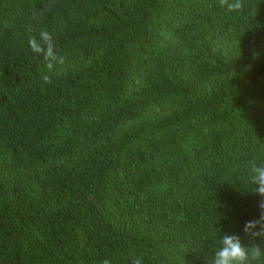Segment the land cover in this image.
Listing matches in <instances>:
<instances>
[{
    "label": "trees",
    "instance_id": "trees-1",
    "mask_svg": "<svg viewBox=\"0 0 264 264\" xmlns=\"http://www.w3.org/2000/svg\"><path fill=\"white\" fill-rule=\"evenodd\" d=\"M41 31L66 56L50 71ZM253 164L264 0H0V264H213L226 235L264 251Z\"/></svg>",
    "mask_w": 264,
    "mask_h": 264
},
{
    "label": "clouds",
    "instance_id": "clouds-1",
    "mask_svg": "<svg viewBox=\"0 0 264 264\" xmlns=\"http://www.w3.org/2000/svg\"><path fill=\"white\" fill-rule=\"evenodd\" d=\"M219 6L224 8L227 12H239L242 8V0H218ZM40 43L37 42L35 36H30L28 40L31 51L35 54H43V59L46 62V68L50 71L53 68L54 63L57 65H63L66 62V56L64 54H57L54 52L55 44L53 37L47 31H41ZM42 80L45 83L50 82V76L45 74L42 76ZM253 175L251 181L257 187L255 191L261 197H264V166H256L253 164L251 168ZM261 215L258 220L249 221L245 224L244 231L254 236L264 235V201L260 203ZM259 225L258 231H252ZM222 247L215 253L213 264H247L249 257L257 259L261 255H264L259 247H255L251 250L242 246L241 240L235 235H226L222 239ZM101 264H112L109 258H105L101 261ZM131 264H144L142 256H136L132 259Z\"/></svg>",
    "mask_w": 264,
    "mask_h": 264
}]
</instances>
